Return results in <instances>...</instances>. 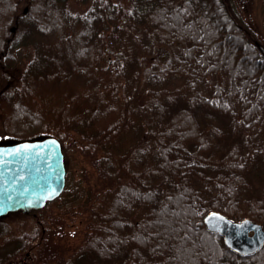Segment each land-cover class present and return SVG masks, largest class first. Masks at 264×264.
<instances>
[{"label":"trees","instance_id":"1","mask_svg":"<svg viewBox=\"0 0 264 264\" xmlns=\"http://www.w3.org/2000/svg\"><path fill=\"white\" fill-rule=\"evenodd\" d=\"M73 1L0 0L2 129L57 137L100 179L83 243L54 264H264V244L238 255L202 221L264 228V46L239 1ZM37 217L0 226L16 243L0 264H48Z\"/></svg>","mask_w":264,"mask_h":264},{"label":"water","instance_id":"2","mask_svg":"<svg viewBox=\"0 0 264 264\" xmlns=\"http://www.w3.org/2000/svg\"><path fill=\"white\" fill-rule=\"evenodd\" d=\"M64 183V155L57 137L37 134L0 139V218L8 212L43 207L61 193ZM202 221L208 232L220 234L238 255L253 254L264 244V228L248 217L232 220L211 210Z\"/></svg>","mask_w":264,"mask_h":264},{"label":"rangeland","instance_id":"3","mask_svg":"<svg viewBox=\"0 0 264 264\" xmlns=\"http://www.w3.org/2000/svg\"><path fill=\"white\" fill-rule=\"evenodd\" d=\"M71 1L72 4L77 5L73 0ZM238 1L244 19L254 28L257 38L264 46V0ZM6 136L7 134L0 124V139ZM75 159L77 160H73L69 168L65 162L66 185L63 193L54 204L46 205L42 208L43 210L38 213L35 212L30 218L19 216L16 213H9L0 222V226L6 225L13 230L17 219L23 220L25 226L29 227L34 224V221L39 222L37 215L42 217L45 226H48L47 229H49L46 237L47 248L51 249L50 256L46 259L48 264H54L55 261L71 257L83 243L88 220L86 208L92 202L100 187V179L89 159L81 155L76 156ZM0 231H2L1 227ZM10 236H5L4 239L0 237V254L5 250L10 251L14 248L15 238ZM88 254L91 253H81L75 261L85 262ZM92 258L98 257L93 256ZM35 264L43 263L41 260H36Z\"/></svg>","mask_w":264,"mask_h":264},{"label":"flooded vegetation","instance_id":"4","mask_svg":"<svg viewBox=\"0 0 264 264\" xmlns=\"http://www.w3.org/2000/svg\"><path fill=\"white\" fill-rule=\"evenodd\" d=\"M53 201H51V202H53ZM32 214L34 215L35 214V211H32ZM25 263H26V261H25V259H23V260L15 261V262H13L11 264H25Z\"/></svg>","mask_w":264,"mask_h":264}]
</instances>
